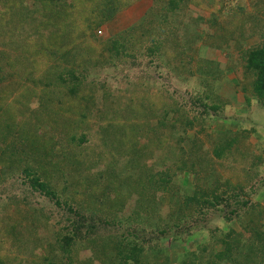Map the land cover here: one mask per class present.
<instances>
[{
  "label": "rangeland",
  "instance_id": "1",
  "mask_svg": "<svg viewBox=\"0 0 264 264\" xmlns=\"http://www.w3.org/2000/svg\"><path fill=\"white\" fill-rule=\"evenodd\" d=\"M22 1L0 0V264H264V0H144L111 30Z\"/></svg>",
  "mask_w": 264,
  "mask_h": 264
},
{
  "label": "trees",
  "instance_id": "2",
  "mask_svg": "<svg viewBox=\"0 0 264 264\" xmlns=\"http://www.w3.org/2000/svg\"><path fill=\"white\" fill-rule=\"evenodd\" d=\"M105 1H107V0H105ZM126 2H128V3H126ZM130 2H132V1L108 0L107 3L104 2V4H102V2H100L101 5L106 6L103 9H99L98 10V9H94V6H91L89 8H86L85 10H78L79 12H74V13H75V17L77 16L76 20H79V22H80V20L83 21L82 19L84 17V22H80V26L82 27V29H84V27H86V24H87V28H88V23H89V25H90V23H92L91 22L92 19H90V16L92 18H95L96 22L101 23V25L103 23L105 24V23H107V21H109V20L111 21L112 19L116 18V15L119 12H121L123 9H125V8L129 9L131 7V5L129 4ZM80 14H83V15H80ZM88 15H89V17H87ZM164 16L171 18V13L170 12H166ZM169 21H172V19H169ZM170 24H171V22H168V24L166 25V27L164 29V33L166 31L167 32L171 31V29L169 28ZM80 26H78L76 24L75 28L76 27H77V29L81 28ZM95 26H97V25H94V26L92 25L93 28H95ZM75 28H74V30H76ZM139 30H140V28H136L135 29V31H134L135 32L134 33L135 36H137V34H138L137 32H139ZM167 35H169V33ZM126 38H131L132 39L133 36H132V34L124 33L119 38L114 39L113 41H110V42L108 41L109 42V46L113 47V49L116 48V45H120L121 47H123V45L124 46L126 45V42H125ZM213 38H214V36L211 39H213ZM150 39L151 38H149V39L147 38L148 41ZM116 42H117V44H116ZM138 44H139V42L137 43V45ZM179 44L176 45V51H178L179 54H180L179 57H181L183 54L191 55V53L194 51L193 46L192 47L190 46V48H185V46L183 47L181 44L180 45ZM109 46H107V47L109 48ZM211 46H212L211 44L204 43V44H201L200 46H198V48H196L195 51H196L197 54L206 53V52H208L209 50L212 49ZM213 48H215L216 50H220V47L217 46V45L214 46ZM186 49H188V50H186ZM252 66H253V68L255 70H257L259 72V76H258L257 84H256L257 86H256L255 90L261 95V93L264 91V48L259 50V51L251 53V55L249 56V67H252ZM263 93H262V95H263ZM37 183H38V185H39V187L41 189H46L45 184L43 185V184H40L39 182H37Z\"/></svg>",
  "mask_w": 264,
  "mask_h": 264
},
{
  "label": "crops",
  "instance_id": "3",
  "mask_svg": "<svg viewBox=\"0 0 264 264\" xmlns=\"http://www.w3.org/2000/svg\"><path fill=\"white\" fill-rule=\"evenodd\" d=\"M38 0H24L22 1V3H26L28 4L29 6L33 5V6H38ZM46 1L45 3V6L47 7V5L49 6V13L48 14H43V15H49V18L45 19V21H49V22H52L54 19H57L59 21V19H61L62 16H60L59 14H61V11L64 15H66L65 17L66 18H70L69 15L72 14V18L74 20V17H75V13L74 12H79L78 10H85L86 8H89L93 5H99L100 2L99 1H95L93 3V0H44V2ZM39 2L43 5V1L42 0H39ZM143 3V4H141ZM130 5L133 6H143L144 4H146L143 1H140V0H135L134 2H130L129 3ZM141 4V5H140ZM51 9V10H50ZM61 11H60V10ZM37 10V9H36ZM80 15H83V14H80ZM119 17L117 16L116 18L113 19V21L107 23V24H104L102 26V28H104L105 30H111L109 29L108 27L112 28L111 26H115L114 28H116V26H120L123 22H136L137 20H125L123 21L122 19L121 20H117ZM133 19V17H131ZM68 20V19H67ZM83 21L80 20V22H84V17L82 19ZM74 21H79V20H74ZM132 24V23H131ZM133 27V26H131ZM136 28H139L138 26ZM135 28V29H136ZM132 29V28H130ZM76 30H74V32H72V34L70 35L71 36V39H74V38H78V39H81L82 37H84V35L81 33H75ZM83 35V36H82ZM57 36V34H56ZM69 37V35L67 34L66 37ZM57 37H60V36H57ZM55 38V37H53Z\"/></svg>",
  "mask_w": 264,
  "mask_h": 264
}]
</instances>
